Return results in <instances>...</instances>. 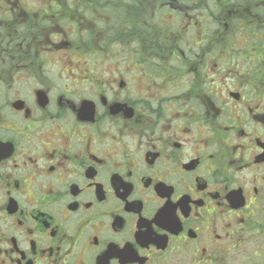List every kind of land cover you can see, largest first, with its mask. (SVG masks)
Returning <instances> with one entry per match:
<instances>
[{"label":"flooded vegetation","instance_id":"1","mask_svg":"<svg viewBox=\"0 0 264 264\" xmlns=\"http://www.w3.org/2000/svg\"><path fill=\"white\" fill-rule=\"evenodd\" d=\"M0 264H264V0H0Z\"/></svg>","mask_w":264,"mask_h":264},{"label":"rangeland","instance_id":"2","mask_svg":"<svg viewBox=\"0 0 264 264\" xmlns=\"http://www.w3.org/2000/svg\"><path fill=\"white\" fill-rule=\"evenodd\" d=\"M101 1H103V0H101ZM101 42H102V39H100V38H96V39H94V38H93V39L91 40L90 43H92V45H93V44H97V45H98V44L101 43ZM47 43L49 44V41H47ZM50 43H51V42H50ZM83 44H84V43H83ZM80 45H81V43H80ZM81 46H82V45H81Z\"/></svg>","mask_w":264,"mask_h":264}]
</instances>
